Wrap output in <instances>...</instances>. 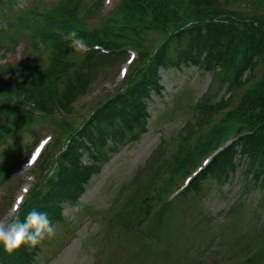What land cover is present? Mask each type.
<instances>
[{"label": "trees", "instance_id": "obj_1", "mask_svg": "<svg viewBox=\"0 0 264 264\" xmlns=\"http://www.w3.org/2000/svg\"><path fill=\"white\" fill-rule=\"evenodd\" d=\"M0 3L7 10L12 1ZM100 5V0H57L38 11L12 14L1 29V45L11 46L20 36L29 42V54L18 64L0 65V180L21 159L20 152L2 148L40 121L55 126L64 147L54 155L50 146L37 163L41 176L18 211L21 218L36 209L46 212L54 226L60 223L63 204L79 201L100 164L108 161L107 152L146 132L149 103L163 91L161 72L171 68L210 73L229 97L204 99L198 129L184 137L196 133L197 140L183 167L178 164L171 172L169 187L192 165L222 149L183 195L200 193L209 179L231 184L240 167L237 158L244 160V191L253 181L264 195V0H119L108 16L93 23ZM73 32L75 38L69 36ZM76 40L87 51L78 49ZM127 50L136 51L138 59L124 83L78 126L61 118L78 113L75 103ZM258 68L261 75L252 81ZM238 90L242 93L231 108ZM86 154L90 164L83 160ZM41 243L12 251L0 246V264H33ZM227 264H264V224L253 245Z\"/></svg>", "mask_w": 264, "mask_h": 264}, {"label": "rangeland", "instance_id": "obj_2", "mask_svg": "<svg viewBox=\"0 0 264 264\" xmlns=\"http://www.w3.org/2000/svg\"><path fill=\"white\" fill-rule=\"evenodd\" d=\"M13 1L15 7L6 13L0 4V29L9 21V10H14L13 14L41 10L56 0H43L41 7H37V0ZM118 2L103 0L93 23L108 16ZM150 39L155 41L156 36ZM16 41L15 50L2 53L3 63L16 64L28 55L24 38L19 36ZM129 57L130 53L125 54L119 63L108 67L100 82L76 102L78 113L68 118L72 126H78L92 107L122 85L120 72ZM260 75L258 68L252 81ZM161 80L164 89L149 104L148 132L136 142L121 144L92 178L79 202L63 205L64 218L55 226V236L42 241L33 264H227L253 245L258 228L264 224V195L253 181L244 192L248 179L240 170L228 185L209 179L200 194L172 198L184 179L169 192L171 172L178 164L183 167L197 140L196 133L190 139L184 137L198 129L195 124L202 115L198 108L204 99L220 102L229 93L212 74L196 67L164 70ZM241 93L237 91L231 108ZM45 137L55 140L60 136L52 124L40 122L18 134L17 142L2 148L3 152H20L22 159L15 160L10 184L5 181L0 186V220L12 211L23 187L33 185V169L23 171V162L34 144ZM84 162L90 163L91 158L85 156Z\"/></svg>", "mask_w": 264, "mask_h": 264}, {"label": "clouds", "instance_id": "obj_3", "mask_svg": "<svg viewBox=\"0 0 264 264\" xmlns=\"http://www.w3.org/2000/svg\"><path fill=\"white\" fill-rule=\"evenodd\" d=\"M69 36L75 38L76 34L73 32ZM55 234L56 228L44 211L32 209L21 218L13 208L6 219L0 220V246L6 251L22 245L36 247L43 240L53 238Z\"/></svg>", "mask_w": 264, "mask_h": 264}]
</instances>
